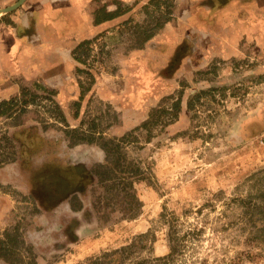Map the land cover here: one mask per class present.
I'll return each instance as SVG.
<instances>
[{
    "label": "rangeland",
    "instance_id": "1",
    "mask_svg": "<svg viewBox=\"0 0 264 264\" xmlns=\"http://www.w3.org/2000/svg\"><path fill=\"white\" fill-rule=\"evenodd\" d=\"M164 18L131 28L127 46ZM246 51L172 61L150 81L99 45L75 97L0 104V238L17 229L37 264H264V48ZM103 82L139 96L131 128L98 95ZM78 160L84 175L61 182ZM58 188L77 191L74 214L55 207Z\"/></svg>",
    "mask_w": 264,
    "mask_h": 264
},
{
    "label": "crops",
    "instance_id": "2",
    "mask_svg": "<svg viewBox=\"0 0 264 264\" xmlns=\"http://www.w3.org/2000/svg\"><path fill=\"white\" fill-rule=\"evenodd\" d=\"M19 1L0 0V11ZM159 15L165 17L160 28L153 27L143 43L127 46L131 28L140 30ZM254 40L264 48V0H23L0 13V104L53 92L60 93L59 102L75 97L77 78L99 45L110 49L112 59L118 52L123 69L129 66L124 71H133L136 80L139 71L152 81L172 61L176 68H193L212 57L240 60ZM105 85L97 87L98 95L117 110L119 128H131L140 119L138 109L131 108L139 96H111L108 88L101 90ZM77 163L70 176L57 174L61 182L84 175L88 167L81 170ZM59 191H53L61 200L55 207L65 203L74 214L68 200L77 191Z\"/></svg>",
    "mask_w": 264,
    "mask_h": 264
},
{
    "label": "trees",
    "instance_id": "3",
    "mask_svg": "<svg viewBox=\"0 0 264 264\" xmlns=\"http://www.w3.org/2000/svg\"><path fill=\"white\" fill-rule=\"evenodd\" d=\"M177 107V104H173V108ZM147 124L148 122L146 121L142 126L144 127ZM20 250H23L29 259L26 264H37L31 247L26 245L18 230L13 229L11 232L6 231L3 234V237L0 238V260L6 264H14L15 261H18L16 256L18 253H20ZM19 262L22 263L24 261L20 260Z\"/></svg>",
    "mask_w": 264,
    "mask_h": 264
},
{
    "label": "water",
    "instance_id": "4",
    "mask_svg": "<svg viewBox=\"0 0 264 264\" xmlns=\"http://www.w3.org/2000/svg\"><path fill=\"white\" fill-rule=\"evenodd\" d=\"M22 2H23V0H20L18 3L14 4L13 6L1 10L0 13H1V12H9V11H12V10H14L15 8H17Z\"/></svg>",
    "mask_w": 264,
    "mask_h": 264
},
{
    "label": "bare ground",
    "instance_id": "5",
    "mask_svg": "<svg viewBox=\"0 0 264 264\" xmlns=\"http://www.w3.org/2000/svg\"><path fill=\"white\" fill-rule=\"evenodd\" d=\"M2 13V12H1Z\"/></svg>",
    "mask_w": 264,
    "mask_h": 264
}]
</instances>
